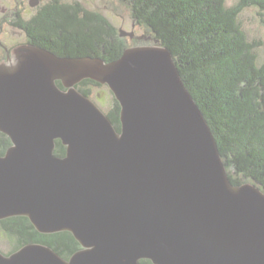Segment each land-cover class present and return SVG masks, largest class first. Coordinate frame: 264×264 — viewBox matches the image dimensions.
Listing matches in <instances>:
<instances>
[{
	"label": "water",
	"instance_id": "obj_1",
	"mask_svg": "<svg viewBox=\"0 0 264 264\" xmlns=\"http://www.w3.org/2000/svg\"><path fill=\"white\" fill-rule=\"evenodd\" d=\"M84 79L111 88L121 129ZM0 131L12 141L0 220L27 216L82 245L65 258L29 243L0 250V264H264V191L232 182L169 48L133 45L107 61L23 45L0 62Z\"/></svg>",
	"mask_w": 264,
	"mask_h": 264
},
{
	"label": "trees",
	"instance_id": "obj_2",
	"mask_svg": "<svg viewBox=\"0 0 264 264\" xmlns=\"http://www.w3.org/2000/svg\"><path fill=\"white\" fill-rule=\"evenodd\" d=\"M135 19L151 29L159 43L169 48L183 81L203 111L217 140L227 169L254 182L264 191V60L259 63L256 49L261 40H250L239 15L247 7L264 12V0H125ZM35 26L59 32L60 41L39 45L62 56H100L107 61L119 58L129 47L117 35L115 27L101 13L87 9L81 2H55ZM56 32V31H55ZM84 79L77 86L86 94ZM58 84L64 88L61 81ZM81 85V87L79 86ZM121 105L107 114L121 129ZM12 144L0 131V155ZM67 147L57 140L55 153L65 155ZM229 176L234 184L243 179ZM3 230L17 239L16 251L29 243L51 245L65 258L82 248L70 231L41 233L27 216L0 220ZM11 252V253H12ZM10 254V253H9ZM152 264L150 259H142Z\"/></svg>",
	"mask_w": 264,
	"mask_h": 264
},
{
	"label": "rangeland",
	"instance_id": "obj_3",
	"mask_svg": "<svg viewBox=\"0 0 264 264\" xmlns=\"http://www.w3.org/2000/svg\"><path fill=\"white\" fill-rule=\"evenodd\" d=\"M64 2H81L87 9L96 11L104 15L115 27L117 35L122 39L126 46L135 45H157L155 33L145 24L138 22L132 12L131 5L125 0H63ZM238 0H227V5L231 6ZM240 23L247 33L250 40H261L263 44L256 49L259 63L264 60V12L258 7H247L239 15ZM121 29L134 31L141 36L135 40L129 36H120ZM82 87L89 89V96L107 113L112 110L116 103V97L107 84L88 83ZM233 176L242 178L244 183L254 182L237 175L233 168L228 169ZM17 246V239L10 233L3 230L0 226V250L9 254Z\"/></svg>",
	"mask_w": 264,
	"mask_h": 264
},
{
	"label": "flooded vegetation",
	"instance_id": "obj_4",
	"mask_svg": "<svg viewBox=\"0 0 264 264\" xmlns=\"http://www.w3.org/2000/svg\"><path fill=\"white\" fill-rule=\"evenodd\" d=\"M63 0H0V62L14 57L15 49L28 44L47 43L43 26L35 29L39 19L53 8L55 2ZM64 2V1H63ZM74 4L75 2H66ZM56 31V32H55ZM49 30V44L60 41L57 30ZM139 40L141 36L135 35ZM52 50V49H51ZM81 87V85H79Z\"/></svg>",
	"mask_w": 264,
	"mask_h": 264
}]
</instances>
